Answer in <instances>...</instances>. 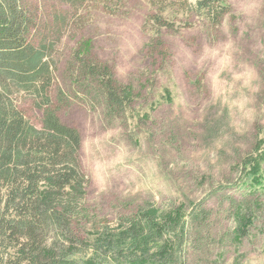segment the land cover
Returning a JSON list of instances; mask_svg holds the SVG:
<instances>
[{"label":"rangeland","instance_id":"1","mask_svg":"<svg viewBox=\"0 0 264 264\" xmlns=\"http://www.w3.org/2000/svg\"><path fill=\"white\" fill-rule=\"evenodd\" d=\"M101 1L74 8L23 0L42 30L52 28V14L66 19L52 96H73L57 114L82 140L88 183L76 230L85 236L102 220L112 227L142 208L180 207L186 264H264V198L252 204L251 225L238 226L235 215L242 167L264 151V0H227L231 12L216 33L171 10L164 16L174 29L159 30L149 21L156 12L150 0ZM85 40L91 59L134 88L137 98L125 113H106L79 93L74 53ZM18 105L42 128L43 112L31 96L20 95Z\"/></svg>","mask_w":264,"mask_h":264},{"label":"trees","instance_id":"2","mask_svg":"<svg viewBox=\"0 0 264 264\" xmlns=\"http://www.w3.org/2000/svg\"><path fill=\"white\" fill-rule=\"evenodd\" d=\"M60 1L74 8L87 2ZM150 3L156 12L149 21L159 30L174 29L164 16L169 10L187 20L197 18L214 33L231 12L227 0ZM52 18V28L42 30L23 0H0V264H186L181 255L185 213L180 207L174 212L142 208L112 227L102 220V226L86 230L85 236L76 230L88 180L80 161L81 135L57 114L72 104L73 96L61 90L52 96L54 53L66 20L58 13ZM91 50L85 40L74 53L80 62L79 93L106 113L115 109L125 113L137 98L134 88L120 84L108 65L91 59ZM22 94L31 96L42 110V128L20 109ZM235 189L243 199L235 209L238 226L251 225L247 216L251 218L252 204L264 198V151L245 162ZM53 235L60 239L55 245Z\"/></svg>","mask_w":264,"mask_h":264}]
</instances>
